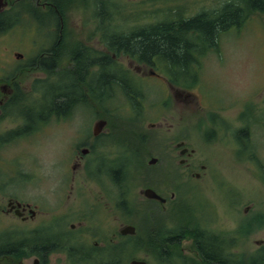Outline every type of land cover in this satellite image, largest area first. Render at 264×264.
I'll use <instances>...</instances> for the list:
<instances>
[{
    "label": "rangeland",
    "instance_id": "rangeland-1",
    "mask_svg": "<svg viewBox=\"0 0 264 264\" xmlns=\"http://www.w3.org/2000/svg\"><path fill=\"white\" fill-rule=\"evenodd\" d=\"M211 4L216 6L220 4V0H113L114 12L110 16H119L114 18V26L122 21L130 22L122 24L129 32L144 25L174 18L178 13L189 16L193 9L212 7ZM197 5L200 6L197 8ZM13 6L7 9L10 13L6 14H12L14 23L9 29L0 32V96L4 94L2 86L15 78L22 98L9 103L3 113H0V207H6V192L41 211L47 209L46 211L53 213V222L62 226L69 227L70 223L79 225L81 222V228L85 226V222L89 223L91 218L89 215L85 216L86 209H79L80 212L70 209L72 206L81 208L80 201L86 197L92 202L96 199L94 181L85 179V174L88 173L85 161L87 160V165L90 164L88 156L83 158L82 166L76 172L71 164L76 161L75 156L72 157L75 143L82 135L83 129L94 121H91L90 112L93 114L99 110L103 116H107V125L114 133V157L136 149L140 141L147 144L146 149L143 148L145 154L139 156L141 161L130 170L134 180L129 201L130 211L115 209L119 198L114 194V242L119 243V229L127 223L134 224L140 236L143 237L147 233V211L153 204L145 203L139 191L146 182H156L157 173L149 169V164L155 161L149 163V160L152 156L161 155L165 160L166 174L162 176L163 183L159 188L169 199L171 193H175V201L167 202V208L155 215L164 223L165 229H174L181 223L192 226L197 221L192 222L193 218L187 213L199 211L198 215L194 214L198 222H201L199 226L211 228L215 232H229L228 237L236 241H230L229 250L237 263L243 260L242 264H258L255 262L258 260L257 250L260 246L256 241L264 239V219L258 224H250L247 216L248 213L251 215V212L264 215V129L261 130L257 126L254 130L258 146L257 156L260 160L257 165L247 161L248 156L233 154L224 144L221 131H217L218 134L209 141L196 144L200 139L203 140L206 125L203 124V119H200L203 110L200 107V110L197 109L195 100L196 96L201 99L206 97L211 100L212 105H223L230 103L233 95L246 98L249 94L264 89V17L261 19L254 11L247 9L248 20L240 32L230 30L220 35L224 63L217 64L209 51L201 57L204 67L200 71V85L197 87L190 81H183V88L193 91L194 99L183 108L175 95V87L171 89L165 83L162 85L164 81L161 76H151L144 85L145 97L140 99L143 105L137 115L129 113L131 110H138L140 104L135 101L134 108L129 106L123 90L117 87L115 93L113 89L114 98L110 96L112 99L105 98L101 103H90L87 99V104H99L96 108L91 105L93 109L87 107L91 111L87 109V112L84 111L81 115L79 111L71 118L46 120L45 103L49 95L47 71L29 66L33 53L32 1L23 0L21 5L17 3ZM17 13L18 21L14 19ZM75 14L84 13L76 11ZM106 25H110L108 20L103 21V29ZM15 52L22 53L23 56H15ZM123 62L127 65V61ZM156 70L162 76L165 73L161 67ZM175 75L172 73V82L169 81L173 86L178 85ZM182 77H185L183 73ZM137 82L136 80L135 86L140 85ZM137 90L139 92L138 88ZM180 117L182 121L179 120ZM37 119L43 122L34 126V132H26L28 124H34ZM150 122H158L161 127L150 128ZM120 132L129 134L130 139L134 136L132 143L121 140L122 135L119 137L117 134ZM180 135L195 149L194 161L198 163L193 166L192 171H200L201 177H193L192 171L179 163L180 157L175 149L174 139ZM199 163L205 164L204 170L200 168ZM174 170L177 171V179ZM202 201L209 204L210 208L202 207ZM247 205L251 207L250 211L245 213ZM90 207L94 209L95 217L102 219L104 223L109 222L110 213L99 206ZM65 211L68 212L64 214ZM180 211L182 214H179ZM128 212L131 214L128 215ZM204 212H209L207 216L213 218L204 215L202 219L201 214L203 216ZM42 217L46 218V214ZM15 223L24 222L0 213V233L2 230H8L3 225L15 227ZM9 230L7 232H10ZM176 245L178 246L175 247ZM169 246L168 255H183V262H166L163 256L167 254L155 255L142 247H136L135 243L130 241L125 247L123 264H130L133 258H144L150 264L200 263L199 260L191 259V256L198 254L193 243L184 241Z\"/></svg>",
    "mask_w": 264,
    "mask_h": 264
},
{
    "label": "flooded vegetation",
    "instance_id": "flooded-vegetation-1",
    "mask_svg": "<svg viewBox=\"0 0 264 264\" xmlns=\"http://www.w3.org/2000/svg\"><path fill=\"white\" fill-rule=\"evenodd\" d=\"M7 1V6L0 11V14L10 13L7 10L10 6L14 7L13 5L17 3L21 5L23 2V0ZM31 1L33 6L31 10L33 53L29 66H31L30 68L34 66L39 70L47 71L49 95L45 103L48 105L45 112L46 120L71 118L79 111L81 115L84 111L87 112V109H93L91 105L95 108L99 105L87 104V99L90 103H101V100L105 98L112 99L110 96L113 94V89L115 93L117 87L123 90L126 103L129 106L134 108L135 101L140 104L138 110H131L129 113L137 115L143 105L140 99L143 96L145 97L144 85L148 83L147 81L151 76H161L164 81L162 85L165 83L171 89L175 87V95L178 96L177 100L182 103L180 107L183 108L186 104L194 101L193 91H189L188 88L184 89L182 86L183 81H190L192 85H197V87L200 85L199 82L202 81L200 71L204 67L201 57L208 54L209 51L212 57H215L217 64L224 63L220 35L230 30L240 32L248 20L247 9L254 11L261 19L264 17V8L250 7L247 0H220V4L216 6L211 4L212 7H204L201 10L193 9V13L189 16L178 13L174 18L144 25L140 29L128 32L127 27L122 24L125 25L130 22L125 23L122 21L114 26V18L119 16H110L114 12L113 0ZM226 10L238 12V19L217 28L212 41L204 40L200 32L193 29L186 32L187 37L192 40L189 50L190 57L187 62L170 63L160 55L144 59L139 53L120 48L117 45V38L135 35L144 28L195 16L217 19L222 17ZM76 11H82L84 14L77 15L75 14ZM9 17L12 18V14ZM14 19L19 20V13L16 14ZM105 20H108L110 25H106L103 29V21ZM111 26H113L112 30ZM15 56L22 57L23 54L15 52ZM123 61H127V65ZM159 67L165 71L163 76L156 70ZM172 73L176 74L175 78L178 85L173 86L169 82H172ZM182 73L185 77H182ZM136 80L140 85L135 86ZM15 81L16 79L13 78L9 83L2 86L4 94L0 96V113H3L2 111L8 107L9 103L12 104L13 101L22 98L21 90H19ZM103 86L106 88L102 89ZM258 93H262V95L258 96ZM195 101L198 105L197 109L200 107L203 110L200 119H203V124L206 125L203 140L195 141L196 144L209 141L218 134L217 131H221L224 144L233 154L248 156L247 161L253 164L255 162L254 165H257L256 163L260 160L257 156L258 146L257 141L255 142L254 130L257 126L261 130L264 129V89L249 94L246 98L233 95L230 103H224L223 105H212L211 100H207L206 97L201 99L200 96H196ZM32 111L36 112L33 109ZM90 117L91 121L92 119L94 121L86 129H83L82 135L75 143L72 157L75 156L76 161L71 164V167L76 172L82 166L81 161L83 158L86 155L88 156L87 159L90 164L87 165V160L85 161V167H88L85 179L94 181L96 199L92 202L86 197V199L80 201L81 208L72 206L70 209L74 210L73 212L86 209L85 216L89 215L91 221L89 223L85 222L83 224L85 226L81 228V222H79V225L70 223L69 229L68 226L53 222V213L46 211L47 209L41 211L30 203L19 201L13 197L14 195L11 196L5 192L4 198L7 199V204L6 207H0V213L6 217L13 216L24 223H15V227L3 225L6 229L13 230H9L10 232L2 230L0 233V264H114V194H121L122 197L126 195L127 198L126 208L120 209L116 202L115 209L121 211L129 209L130 194L134 185L130 170L133 165L141 161L139 156L145 154V148L138 146L136 149H130L128 152L120 153L114 157V133L107 125L109 123L107 116H103L101 111L96 110L93 114L90 112ZM100 119H105L107 124L99 133L95 134L94 126L96 121ZM179 120L182 121V118L180 117ZM34 122L38 123L35 125V123L30 122L26 132H34L36 129L34 126L43 121L37 119ZM149 127L157 128L161 127V124L150 122ZM117 134L119 137L122 135L121 140L132 143L134 136L130 139L127 133L120 132ZM174 140H176L175 149L180 157L179 163L185 166L187 170L192 171L193 166L198 163L194 161L195 149L187 143V140L183 139L182 135ZM76 144L77 147H75ZM152 158H155V163L150 165L149 161V169L157 173L158 178H156V182L148 181L143 184L139 193L144 198L145 203L148 202L158 206L157 212H154L159 213L167 208V202L175 199V193L174 191L171 193L170 199L162 193L159 186L163 183L162 180L166 174L165 160L161 155L152 156L150 160ZM199 166L203 170L206 167L204 163H199ZM174 171L177 179V171ZM191 175L198 178L202 176V173L192 171ZM145 188H153L165 198V201L146 197L141 192ZM203 202H201L202 207L207 208L206 206H208L210 208L209 204ZM89 205L95 206V208L99 206L110 213L109 222L104 223L102 219L95 217L96 213ZM250 207L247 205L244 212L250 211ZM67 212L65 211L64 214ZM197 212L199 213V211ZM197 212H189L191 215L187 213L191 219L193 218L192 222L197 221L195 224L189 226L181 223L174 228L176 231L180 230L179 233L174 234L178 243L189 241L194 244L198 254L191 256L193 257L191 259L193 261L199 260L202 264L203 256L199 241L200 237H203L217 242L222 252V258L230 264H242L243 260L237 263L235 257L230 254V241L236 242L228 237L230 233L215 232L211 228L199 226L201 222H198L194 217V214L198 215ZM208 213L204 212L203 216L201 214V218L203 219L204 215L208 217ZM43 214H46V218L42 217ZM179 214H182V211ZM128 215L130 214L128 213ZM262 216L264 217L260 213L251 212V215L248 213L247 217H249L250 224H258L264 219ZM256 242L260 247L257 250L258 260L255 263L264 264V239ZM103 250H107L105 254L102 253ZM107 252H110V254ZM163 258L166 259V262L178 261L181 263L184 256L164 255ZM239 259L241 258L239 257ZM147 264L150 263L147 261ZM207 264L211 263L207 262Z\"/></svg>",
    "mask_w": 264,
    "mask_h": 264
},
{
    "label": "trees",
    "instance_id": "trees-1",
    "mask_svg": "<svg viewBox=\"0 0 264 264\" xmlns=\"http://www.w3.org/2000/svg\"><path fill=\"white\" fill-rule=\"evenodd\" d=\"M247 2L250 7L264 8V0H247ZM237 19L238 12L233 10H226L225 14L217 19H208L203 16H195L189 19L180 18L178 21L157 24L149 28L141 29V31H138L135 35L117 38V45L120 46V48L139 53L144 59L151 58L154 55H160L170 63L187 62L190 57L189 50L192 44V40L186 35L187 31L190 29L196 32L198 31L204 40L210 42L214 39L217 28L226 23L236 21ZM13 23L14 21H12L9 15L5 13L0 14V32L9 29ZM83 69L85 68L83 67ZM105 88L104 86L102 87V89ZM45 108L48 109V105ZM141 142L142 141H140V143ZM140 143L138 146H145L144 148L146 149L147 144ZM120 195H117L119 198L117 200V205L120 209L126 208V195L123 197ZM183 206L186 209V206ZM157 208L158 206L153 205L151 209L147 211L148 218L146 217V219L148 222L146 223L145 231L147 233L144 234L143 237L140 236L139 231H137L135 235L129 237L122 236L119 243H117L118 241L114 242V264L124 263L122 258L125 254V247L130 241L135 243L136 247H142L155 255H168L170 250L168 248L170 247L169 244L178 243L176 241L177 237L174 234H176V232L179 233L180 230L165 229L164 223L155 216L156 213L154 211L157 212ZM125 211H130V208ZM128 213L131 214L130 212ZM199 245L203 256L201 261L202 264H207V262L211 264H230L227 260L222 258V252L217 242L200 237ZM177 246L178 245L175 247ZM107 253L110 254V252Z\"/></svg>",
    "mask_w": 264,
    "mask_h": 264
},
{
    "label": "water",
    "instance_id": "water-1",
    "mask_svg": "<svg viewBox=\"0 0 264 264\" xmlns=\"http://www.w3.org/2000/svg\"><path fill=\"white\" fill-rule=\"evenodd\" d=\"M8 4L7 0H0V11H2ZM21 56V54H19ZM107 124V121L105 119H100L96 121L95 126H94V133L97 134L100 132L102 128H104ZM155 158H152L150 160V163L154 162ZM141 192L148 197V198H156L159 199L160 201H165V198L161 196L159 193H157L153 188H145L142 189ZM136 229L135 226L131 224H126L123 227L120 228V233L121 234H133L135 233ZM132 264H147L145 260H139V259H134L131 262Z\"/></svg>",
    "mask_w": 264,
    "mask_h": 264
},
{
    "label": "bare ground",
    "instance_id": "bare-ground-1",
    "mask_svg": "<svg viewBox=\"0 0 264 264\" xmlns=\"http://www.w3.org/2000/svg\"><path fill=\"white\" fill-rule=\"evenodd\" d=\"M102 253H104V254H105V253H106V250H103V252H102Z\"/></svg>",
    "mask_w": 264,
    "mask_h": 264
}]
</instances>
